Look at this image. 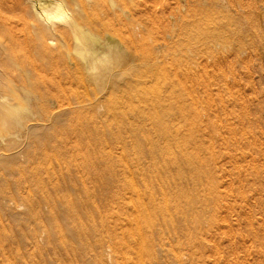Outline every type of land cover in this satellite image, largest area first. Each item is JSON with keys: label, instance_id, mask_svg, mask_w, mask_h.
I'll return each instance as SVG.
<instances>
[{"label": "rangeland", "instance_id": "obj_1", "mask_svg": "<svg viewBox=\"0 0 264 264\" xmlns=\"http://www.w3.org/2000/svg\"><path fill=\"white\" fill-rule=\"evenodd\" d=\"M63 1L82 28L120 43L125 72L116 92L98 93L75 52L78 33L35 47L32 0H0V38L36 68L33 109L67 112L60 122L41 115L50 130L30 142L56 148L28 164L22 158L24 176L39 181L23 180L16 200L0 207V264H141L122 256L127 242L135 246L125 233L134 209L124 183L134 179L142 191L153 175L147 167L80 168L87 146L94 166L178 155L182 187L195 190L197 225L192 245L179 249L184 231L154 229L160 264H264V0Z\"/></svg>", "mask_w": 264, "mask_h": 264}, {"label": "bare ground", "instance_id": "obj_2", "mask_svg": "<svg viewBox=\"0 0 264 264\" xmlns=\"http://www.w3.org/2000/svg\"><path fill=\"white\" fill-rule=\"evenodd\" d=\"M32 9L36 15V21H37L36 36L38 38L36 44L34 43L35 47L45 46L47 42H53L54 41L53 37L56 34L60 33L62 35L68 30H72L74 33H78V35L76 34L77 36L75 35L76 36L75 52L83 61L82 67L85 70H87V72L90 74L91 78L94 80L95 84L97 85L98 93L107 91V95H108V91L110 90L111 92L117 91L115 90L116 89L115 86L117 87V83L115 80L120 78V76L125 72L122 70V68L125 67L124 65H126L125 64L126 62L122 57V54L126 56L127 53L123 52L125 50H123V47L116 39H114L111 36L108 37L106 36L107 38L103 41L102 38H100L98 35L93 34L89 30L82 28L79 24L78 17L76 16L77 14L74 12V15L72 16L63 0H32ZM57 23H62L63 27L56 28L55 24ZM0 36H1V32H0ZM127 71L128 73L131 72L129 71V69L126 70V72ZM35 73H36V68L29 66L27 63L23 62L22 60H19L17 55L13 53V50L10 49L7 45H5L2 41V38H0V207L5 206L6 202L16 200V198L20 194L21 191L20 188H21V184L23 183L22 182L23 180L26 181L31 180L32 182H35V180L39 181L38 178L34 179L24 176L26 172L22 169L21 164L23 162L28 164V162L34 161L32 157H36V158L43 157L42 155L48 153L47 150L54 147L53 143L49 145V144H45V141L44 142L40 141L41 143L36 142V140L35 142L34 141L30 142L31 139L33 140L34 138L39 137L40 135L50 130L49 124H42L40 122L41 115L42 114L46 115L45 118H47L48 122H54V120L60 122L66 116L67 113L66 110L65 111L60 110V112L58 113H50L49 111L46 110L38 112L35 111V109H33L32 101L38 98L36 93H34L33 91L34 88L37 87L34 79ZM104 95L106 94H103L102 97ZM125 98L127 97L125 96ZM96 100H98V98H96ZM113 103L114 102H112V105ZM157 105L154 104V107ZM117 108H119V106ZM156 124H159V122H157ZM87 134L92 135V133L88 131ZM115 134L119 136V137L117 136L119 139L116 138L115 140L120 141L121 135H119L118 133ZM136 135L134 136L135 139L133 138L136 142V147H142V143L140 139L136 137ZM22 137L25 138V140H23L24 142L21 141ZM83 138H87L84 132H83ZM98 138H99L98 142H101L102 139L100 137ZM64 141L65 140H62L60 144H63ZM89 143L97 145L95 142L93 143L89 142ZM23 144H25L26 146H30L31 148L25 150L26 148L23 149ZM72 144L75 145V143L73 142ZM147 146L149 150L154 149L152 142H149ZM87 147L85 148L87 151L84 150V152L81 153L83 154L84 161L81 163V165L79 162L78 166L80 168H83L82 166L85 165V167L88 169L93 168L94 174H97V171L99 170L100 167L105 168L106 166L105 168L106 170H115L116 167H120L122 168L121 170H125V166H127L126 167L127 169H131L132 167L136 169V171L139 174L141 173L140 167L141 168L147 167V169H149L150 173L153 175L152 178L150 177L151 179L149 181L148 180L143 181L144 189H142V191L141 189L138 188L137 185H135L134 179L133 180L129 179L127 181H125L126 179L124 180L125 182H127L124 183V186H127L133 193L132 195L133 197L132 198L130 197L131 199L129 200V202L134 209V212L132 214L126 216L128 224L129 222L130 224L129 227L125 230V233L126 236H128L127 238H130L135 241L134 247L130 245L132 243L129 244L128 242L126 243V248L123 247L125 249L124 252L122 253L124 259H130L132 255H135L136 261L138 257L141 264H160V261L162 260V256H161L162 252L158 255L154 251L155 247L153 248V242H152V239H154L153 236L154 229L157 226H161V227L164 226L166 229H170L169 228L170 226L172 228V231L174 232L173 234H177V235L179 232L184 231L183 236L186 237L184 242L181 243L178 242L179 243L178 249L181 248L183 245H192V243L194 242L193 230H195L197 225V219L195 217V203H196L194 197L195 190H193V187H190L188 185L182 187L183 185L180 182L181 180L180 160L177 154L168 153L167 156L165 155L160 161L152 160L151 162L140 159L137 156L138 155L137 154L132 156L133 158L131 157V161H129L131 162V164L127 163V165L123 161L121 163H119L118 161L117 163L109 162L111 163L109 164L108 162H106V160L105 161L103 159L99 160L98 159L99 157H97L98 160L95 162L96 166H94V161L96 160V158L94 160V157L91 155L90 152H88L89 149H87ZM73 152L72 154L74 153L77 154L76 152L74 153ZM59 154L62 155V153L60 152L58 153V155ZM139 155H144V154L141 153ZM75 156L77 157V155ZM152 157L154 156L152 155ZM22 158H24L23 162H22ZM115 158L116 157L114 156V159ZM128 158L130 157L128 156ZM65 159L66 158H64V160ZM38 160L40 161V159ZM77 161H80V159ZM97 162L104 164V166L97 165ZM37 165L35 166L38 169ZM91 171L92 170H90L89 172ZM72 177L73 175L71 176V173H69L67 176L70 182L73 179ZM127 178L130 177H128L127 175ZM140 178L141 177H139V179ZM65 179L66 177H64L63 180ZM86 191L88 192L87 187H86ZM158 192H160L159 196L157 195ZM86 194L87 193H85V195ZM89 195L91 194L88 193L87 198L89 197ZM146 201H148V203H146ZM18 207H20L19 204L16 205V208ZM19 216L20 214L17 209L12 210L10 212V217L13 218V220L18 219ZM129 241L133 242L131 240ZM164 249L166 248H162V250ZM166 250L168 251V249ZM168 252L170 253L171 251Z\"/></svg>", "mask_w": 264, "mask_h": 264}]
</instances>
